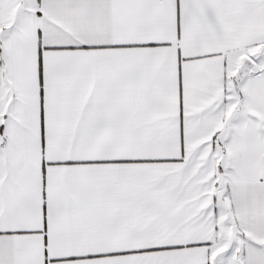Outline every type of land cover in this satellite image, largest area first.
<instances>
[{
    "label": "snow or ice",
    "instance_id": "6c2138e0",
    "mask_svg": "<svg viewBox=\"0 0 264 264\" xmlns=\"http://www.w3.org/2000/svg\"><path fill=\"white\" fill-rule=\"evenodd\" d=\"M0 264H264V0H0Z\"/></svg>",
    "mask_w": 264,
    "mask_h": 264
}]
</instances>
